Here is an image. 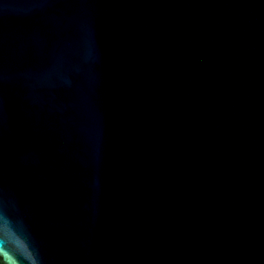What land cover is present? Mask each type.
I'll use <instances>...</instances> for the list:
<instances>
[{
  "label": "water",
  "instance_id": "1",
  "mask_svg": "<svg viewBox=\"0 0 264 264\" xmlns=\"http://www.w3.org/2000/svg\"><path fill=\"white\" fill-rule=\"evenodd\" d=\"M0 264H264V0H0Z\"/></svg>",
  "mask_w": 264,
  "mask_h": 264
}]
</instances>
